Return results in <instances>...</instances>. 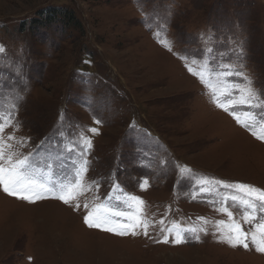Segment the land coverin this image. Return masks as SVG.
<instances>
[{
  "label": "rangeland",
  "instance_id": "rangeland-1",
  "mask_svg": "<svg viewBox=\"0 0 264 264\" xmlns=\"http://www.w3.org/2000/svg\"><path fill=\"white\" fill-rule=\"evenodd\" d=\"M55 7L74 19L49 16ZM0 46V106L15 103L19 122L3 132L12 151L53 182L71 179L80 149L65 145L99 133L85 131L90 191L77 200L0 190V264H264L251 239H225L233 222L253 227L236 185L264 190V139L252 134H264V0H0ZM244 77L260 107L239 103ZM125 194L144 201L147 235L85 223L95 204L124 210Z\"/></svg>",
  "mask_w": 264,
  "mask_h": 264
},
{
  "label": "snow or ice",
  "instance_id": "snow-or-ice-1",
  "mask_svg": "<svg viewBox=\"0 0 264 264\" xmlns=\"http://www.w3.org/2000/svg\"><path fill=\"white\" fill-rule=\"evenodd\" d=\"M146 26H148L147 22ZM4 51V48L0 46V53ZM188 71L193 75H197V72L194 71L192 67H188ZM232 74L243 76V74L239 72ZM244 79L249 86L240 90L241 99L239 103L249 104L251 107H260L258 99L259 94L251 87V81H247L246 77H244ZM201 80L203 81V75H201ZM15 99H19V97L17 96ZM253 99L257 100L255 105L252 104ZM220 106L223 107L222 104ZM0 108H2V110H0V190L4 191L9 196L30 203H34L39 199H44L46 195H51L52 198L59 199L65 204L77 200L78 197L83 195L86 191H90L84 184V177L90 167V161L87 160L86 154L92 148V141L90 136L85 134V131L94 135L99 134L97 128L82 129L77 132L75 140L69 139L68 143L65 145L64 151L72 153L79 147L80 163L76 165L75 161H73L74 172L71 179L64 177L63 179L53 182L43 169L34 162L31 155L20 158L16 152L11 150L12 145L4 141V129L6 127H18L19 122L14 119L16 111L15 103L10 108L4 106H0ZM227 110L228 109L225 108V111ZM248 115L250 119L255 118L251 113ZM236 119L239 120V117H236ZM95 122L97 124L101 123L98 120ZM252 134L256 136L257 139H264V134L257 135L256 132ZM61 135L63 136V133H61ZM8 139L13 140L15 137L9 136ZM217 183L222 182L218 181ZM50 184L52 185L51 187L49 186ZM146 185L147 181H144L141 185L142 189ZM236 187L244 193V196L239 200V203L244 205V221L253 227L250 231H245L239 223L233 222L227 225L229 234L225 239L232 247L241 245L245 249L249 247L247 241L251 239L256 251L264 253V219L257 220V217L254 215V211L257 207L256 202H259L261 211H264V190H259L246 184H239L236 185ZM125 196L127 199L123 202L124 210L113 212L106 204H95L88 210L87 215L84 217L85 223L89 227H97L117 235H128L129 233L136 235V229L142 228L143 233L147 235L149 222L144 215V201L136 196L128 194H125ZM95 199L98 200L99 197H95ZM231 200L235 203L237 197L232 196ZM83 206L85 209H89L87 203ZM76 207L79 208L80 204L77 203ZM219 211L226 213L231 219L232 213L227 207H222ZM114 217H126L129 222L121 224L116 222ZM160 223L163 224V221ZM218 224L224 225L225 222L219 221ZM192 231H194V229H192ZM164 242H168L167 238H165ZM181 242L182 237L180 233L177 232L175 243L179 244Z\"/></svg>",
  "mask_w": 264,
  "mask_h": 264
},
{
  "label": "trees",
  "instance_id": "trees-1",
  "mask_svg": "<svg viewBox=\"0 0 264 264\" xmlns=\"http://www.w3.org/2000/svg\"><path fill=\"white\" fill-rule=\"evenodd\" d=\"M46 12H48V15L51 17H57V12L62 13L63 14L62 16L65 17V21L67 24H68V21L70 20V18L74 19V17H72V15L69 14L68 11L63 9V8L55 7L54 9H49Z\"/></svg>",
  "mask_w": 264,
  "mask_h": 264
},
{
  "label": "bare ground",
  "instance_id": "bare-ground-1",
  "mask_svg": "<svg viewBox=\"0 0 264 264\" xmlns=\"http://www.w3.org/2000/svg\"><path fill=\"white\" fill-rule=\"evenodd\" d=\"M233 135V134H232Z\"/></svg>",
  "mask_w": 264,
  "mask_h": 264
}]
</instances>
